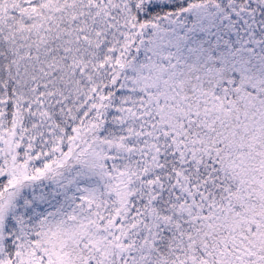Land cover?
I'll list each match as a JSON object with an SVG mask.
<instances>
[{
	"label": "snow or ice",
	"instance_id": "obj_1",
	"mask_svg": "<svg viewBox=\"0 0 264 264\" xmlns=\"http://www.w3.org/2000/svg\"><path fill=\"white\" fill-rule=\"evenodd\" d=\"M0 264H264V0H0Z\"/></svg>",
	"mask_w": 264,
	"mask_h": 264
}]
</instances>
